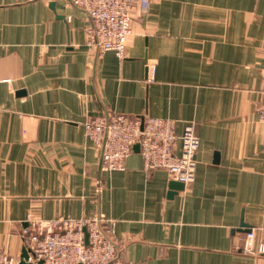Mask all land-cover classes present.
<instances>
[{"label": "crops", "instance_id": "1", "mask_svg": "<svg viewBox=\"0 0 264 264\" xmlns=\"http://www.w3.org/2000/svg\"><path fill=\"white\" fill-rule=\"evenodd\" d=\"M129 15L119 58L88 44V16L65 0H0V247L28 264V218L102 214L123 261L264 264L242 250L249 228L264 243V0ZM112 112L193 122L194 180L146 171L135 150L104 169L83 121Z\"/></svg>", "mask_w": 264, "mask_h": 264}, {"label": "built area", "instance_id": "2", "mask_svg": "<svg viewBox=\"0 0 264 264\" xmlns=\"http://www.w3.org/2000/svg\"><path fill=\"white\" fill-rule=\"evenodd\" d=\"M65 1L88 16V44L98 54L111 50L119 58L125 55L127 36L131 33V6L139 3L146 11L149 5V0ZM259 117L264 121V106L259 109ZM83 127L104 169H124L126 157L137 144L146 171L164 169L173 181L183 185L195 178L199 136L193 122H186L178 133L172 118L112 112L86 117ZM27 220L29 224L20 235L27 244L28 264H138L119 258L114 221L102 214ZM242 250L255 255L264 253V243H254V228L247 229ZM0 264H13L3 247Z\"/></svg>", "mask_w": 264, "mask_h": 264}, {"label": "water", "instance_id": "3", "mask_svg": "<svg viewBox=\"0 0 264 264\" xmlns=\"http://www.w3.org/2000/svg\"><path fill=\"white\" fill-rule=\"evenodd\" d=\"M135 151H138L139 149H138V145L136 144V145H134V148H133ZM178 183H180V182H178ZM180 184H182V183H180ZM25 256V258H27V255H24ZM19 264H26V263H24V262H22V263H19Z\"/></svg>", "mask_w": 264, "mask_h": 264}]
</instances>
